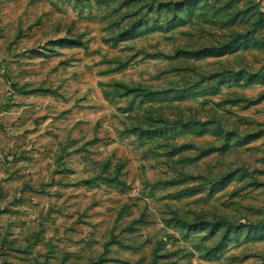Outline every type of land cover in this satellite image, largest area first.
Wrapping results in <instances>:
<instances>
[{"label":"rangeland","instance_id":"rangeland-1","mask_svg":"<svg viewBox=\"0 0 264 264\" xmlns=\"http://www.w3.org/2000/svg\"><path fill=\"white\" fill-rule=\"evenodd\" d=\"M0 264H264V0H0Z\"/></svg>","mask_w":264,"mask_h":264}]
</instances>
